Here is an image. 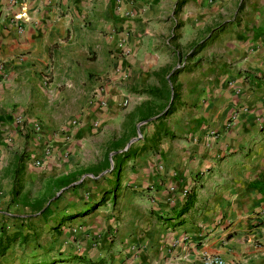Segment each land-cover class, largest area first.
<instances>
[{"label": "crops", "instance_id": "crops-1", "mask_svg": "<svg viewBox=\"0 0 264 264\" xmlns=\"http://www.w3.org/2000/svg\"><path fill=\"white\" fill-rule=\"evenodd\" d=\"M13 1L0 235L68 243L25 264H264V0Z\"/></svg>", "mask_w": 264, "mask_h": 264}, {"label": "rangeland", "instance_id": "rangeland-1", "mask_svg": "<svg viewBox=\"0 0 264 264\" xmlns=\"http://www.w3.org/2000/svg\"><path fill=\"white\" fill-rule=\"evenodd\" d=\"M182 76L187 77L186 74H182ZM90 199H92V202L98 201L97 202L98 204L102 203L103 202V194H102V196H100V194H98V196H96L95 193L84 192V194H81L79 197V200L91 201ZM103 211H105L104 208H98L97 210L93 211L92 213H89L87 215V217L85 216L84 218L79 219L77 221H82L81 223H83V221H86V220L93 221L94 219H97V217H99L100 215H104V214H102ZM56 212L59 213V210H56ZM17 213H20V212H17ZM99 213H101V214H99ZM77 221H76V223H77ZM4 224L5 223H1L2 226L0 227V230H4L6 232V231H9L12 229L10 227L6 229ZM87 225H89V222H87ZM32 226L34 227L33 228L34 231L33 230H30V231L33 232V234L31 235V238L33 237V240L32 241L28 240L26 244H22V245L21 244L12 245L10 247L11 252L9 254H7L5 257L0 258V264H25L26 262L32 263L33 260H36V261L40 260V258H38V255L42 254V253L46 254L48 249H50V251L55 252L56 249H59L60 244H63V245L68 244L65 240H62L59 238H55V240H53L52 238H50V239L48 238V233H50V228L53 225H51V224H45V225L36 224V225H32ZM18 227H15V228L18 229ZM82 227L83 226H81V224H74V226L72 228H70L69 230L79 231ZM48 240L52 241L51 244L49 243ZM66 250L70 251L69 248H66ZM32 255H37V256L32 258ZM58 264H64V263H58Z\"/></svg>", "mask_w": 264, "mask_h": 264}, {"label": "trees", "instance_id": "trees-1", "mask_svg": "<svg viewBox=\"0 0 264 264\" xmlns=\"http://www.w3.org/2000/svg\"><path fill=\"white\" fill-rule=\"evenodd\" d=\"M175 98L173 97V100ZM171 111V106H169V108L167 109V112L166 113H169ZM148 118V116H144L141 121L143 120H146ZM159 120V118L157 119ZM157 131H160L162 132L164 135H170L168 133V131L164 130L162 127H158L157 128ZM114 168V167H113ZM89 173H93L91 170L88 171ZM17 186V183H14V186ZM66 186V185H64ZM14 192V191H12ZM28 207H30V209L36 211V212H42V213H45L47 211V209H43L41 210V203L38 202V203H33L32 205H26ZM186 207H184L183 209H181L180 212H184L186 209ZM19 238V233L18 232H14V233H11V234H7V235H0V256L8 249V247L12 244H15L17 239ZM23 241H25L26 239L23 237L22 239Z\"/></svg>", "mask_w": 264, "mask_h": 264}, {"label": "built area", "instance_id": "built-area-1", "mask_svg": "<svg viewBox=\"0 0 264 264\" xmlns=\"http://www.w3.org/2000/svg\"><path fill=\"white\" fill-rule=\"evenodd\" d=\"M13 3H18L21 4L22 0H18V1H13ZM14 19H17V16L14 17ZM18 32H20V27H18ZM47 77L43 79V84L47 85ZM126 102L123 103V105H125ZM33 132H38L40 130V127L38 126L37 123H34L31 127ZM47 154V152L45 153V155ZM32 165L36 166V167H40L42 165V160L41 159H36L31 161ZM183 194H185V192H183ZM201 264H225V262L218 258V257H213V256H204L202 258Z\"/></svg>", "mask_w": 264, "mask_h": 264}]
</instances>
